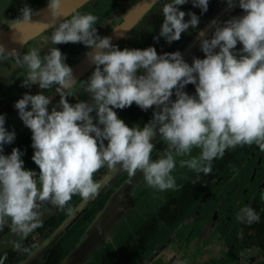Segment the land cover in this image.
Returning a JSON list of instances; mask_svg holds the SVG:
<instances>
[{"label":"flooded vegetation","instance_id":"flooded-vegetation-1","mask_svg":"<svg viewBox=\"0 0 264 264\" xmlns=\"http://www.w3.org/2000/svg\"><path fill=\"white\" fill-rule=\"evenodd\" d=\"M48 1L0 0V11L1 7L6 6V12L14 11V14L9 16L17 19ZM156 7L159 12L162 10V14L154 17L151 27L136 28L139 21L149 12L153 13ZM49 29L52 28L31 39L44 41L52 35L49 31H53ZM132 29H136L137 41L131 48L123 47L120 56L99 66H95L96 59L85 73L73 81L75 85L84 79V89L81 87L75 92L74 97L78 105L70 115L53 121H41L35 127L22 132L19 140L9 144L6 140L12 136L13 124L29 112L33 113L29 105V100L33 97H29L28 102L25 98L26 109H14L6 123L1 126L0 156L10 146L27 141L28 135L41 125L47 129L49 125L63 120L68 123L62 134L53 139L46 136L48 150L39 163L13 186L0 191V210L20 199L25 210L17 224L0 225L3 230L0 238L24 225L62 195L73 190L72 195L42 224L5 250L12 248L18 251L22 258L30 248L37 245L32 238L34 234L41 238L50 236L70 214L75 211L79 213L86 207L96 194L86 198L95 186L99 174L104 173L123 150L115 149L118 139L128 136L137 128H147L148 140L134 155H139L134 165L123 175L138 167L151 147L153 154L157 153L155 149L162 147L156 162H163L150 168L152 172L145 175L154 178L170 159L195 138L199 143L194 158L199 161V165L194 170H189L185 163L181 162L178 170L171 172L161 186L157 185L148 194L146 190L141 191L135 198L134 207L143 221L137 227L125 231V236L118 241L117 247L107 250H115L122 264H216L222 259L231 264H239L237 258L241 250L257 248L259 259H251L248 264H264V251L254 241L257 232H264V99H260L264 95V82L260 85L244 86L242 91H237L238 97L230 98L208 117L212 104L238 77L241 67L239 54L264 29V0H156L127 32ZM88 37L90 39L85 44ZM31 39L26 40L22 46ZM93 39L92 32L77 35V46L66 47L67 51L76 56L78 51L87 48ZM148 41L149 44L146 45ZM197 46V60L186 70L183 59L187 53L184 56L181 53L187 48L190 51ZM143 49L154 52L147 61H142L140 57ZM178 50H181L179 54L172 58L170 51ZM38 51V48H35L34 54ZM21 54L20 50L15 57H0V78L3 75L0 79V91L9 90L10 78L16 81L25 71L24 65L19 67L21 62L16 64ZM101 56L109 55L105 52ZM159 66L164 67L163 71ZM13 73L15 75L12 76ZM122 79L123 82L120 81ZM130 80H135L136 88L128 92L124 82ZM252 89H255V92L249 95ZM139 100L146 103L147 110L135 118V124L130 130L116 129L115 122L122 108L131 105L137 107ZM15 110L17 112L13 114ZM42 110L43 108L35 114L41 113ZM204 114L205 117L202 118ZM198 120L200 123L187 134L186 129ZM164 129L166 131L161 137L145 148ZM98 131H102V140L93 154V136ZM180 136L183 138L182 143L170 151V144ZM58 153L62 155L34 184L2 206L4 198L13 189L22 185L30 173L53 160ZM2 171L4 169L0 167V172ZM182 173L185 175L179 177ZM74 174L77 175L75 181L68 184ZM62 175L64 178L58 183ZM41 183L43 184L39 186ZM38 186L36 195H32ZM107 192L83 210L55 245L60 242L65 252V239L74 233L80 221L87 220L94 211L104 206L103 198ZM194 194L196 195L185 207L183 214L174 223L170 224L163 217L162 213L171 201ZM140 197L142 198L138 206ZM123 200L125 197L118 202L120 207L114 206L110 209L106 221H109L111 213L118 207V210H121L131 204L130 199ZM34 203L38 205L35 211L29 208ZM51 217L59 219L53 231H39ZM101 225L103 232L106 225ZM144 227L148 229L147 242L141 244L139 231ZM25 238H29L34 245L21 244ZM126 243L135 248V253L129 260L124 261L121 246ZM192 244H198L194 250H191ZM166 248L172 250L169 257H165L163 253ZM215 248L217 251L214 254ZM200 250H206L200 256L201 259L198 256ZM186 257L196 262L191 263Z\"/></svg>","mask_w":264,"mask_h":264},{"label":"rangeland","instance_id":"rangeland-1","mask_svg":"<svg viewBox=\"0 0 264 264\" xmlns=\"http://www.w3.org/2000/svg\"><path fill=\"white\" fill-rule=\"evenodd\" d=\"M138 1L139 0H88L82 5H80L77 9H75L66 18H64L56 25L51 27L52 29L49 30L53 32L49 31V33H52L50 37H46L44 41L34 38L27 41L24 44V46H21L22 54L21 57L16 62V64L21 62L19 67L21 68V66L24 65L25 71L22 73L21 78L16 79V81L14 79L11 80L10 78L9 84L11 86L9 90L3 91L1 89L2 91H0V128H2L1 126L6 123L7 118L11 115L14 109L17 110L26 109L25 108L26 103H24L25 98H27V102H28V98L33 97L31 101L29 100V105L31 106L30 108L32 109L33 102L35 103L37 101H40L45 95H47L46 94L47 91L49 90L52 91L57 86V82L61 80L63 74L74 64V62L80 57V55L84 53V51H86V49L90 45L96 43L101 39V37L106 35V33H108V31L112 27L117 25L121 20L125 19L126 15L133 9V7L137 4ZM44 3L45 2H43L42 4ZM5 8L6 6L1 7L0 26L16 20L11 16H9V14L13 15L14 11L7 10L6 12ZM153 10H154L153 13L151 11L148 14H146L135 27L146 28V29L150 28L152 25V20H154V17L162 14L161 13L162 10L159 12L158 11L159 9L157 7ZM84 23H86L84 26L85 28L82 27ZM135 30L136 29H132L129 32L126 31L127 34L125 32L120 36L118 35L119 37L117 36L118 38L114 39L110 44V46L108 47V49L106 50V53L109 56L98 57L95 66H99L100 64H105L110 60L116 59L118 56H120L121 49L123 47L131 48L134 45V43L137 41L136 39L137 35L135 34ZM55 32L57 33L55 36H53ZM88 32H92L94 34V39L90 42L87 48L78 51V54L76 56L73 55L70 51H67L66 47L77 46L75 40V37L77 35L80 34L85 35V33ZM148 44L149 41L146 43V45ZM35 48H38L39 51L38 53L34 54ZM181 50H178L176 52L170 51L172 53L171 57L173 58L174 56L178 55ZM153 53H154L153 51L143 49L141 50L140 57L142 61H147L148 59H150ZM198 53H199V46L187 52V56H185L183 59L186 70H189L190 66L194 65L193 62L197 60ZM1 57H5V55ZM257 57L258 56H256L255 58ZM159 68L161 71H163L164 67L159 66ZM239 71H241V69ZM13 75L15 74L13 73L12 76ZM2 76L0 79H2ZM120 81L123 82L124 80L122 79ZM124 83L127 84L128 92L133 91V89L136 88L135 80H130L128 82L126 81ZM72 85H74V82L70 85L68 89L62 92L54 101H52L49 105L44 107L42 112L36 115L37 118L35 119V121L33 120L26 126L23 125V127L19 126L18 128L21 127L20 129L17 130L15 128L12 129L13 130V133L11 134L12 136L7 138L6 140L8 141L7 143L10 144L16 142L17 140L20 139L22 132L24 133L30 128L35 127L41 121L44 120L53 121L59 119L60 117L70 115L78 105V102L75 99L74 95L75 92L84 85V79H82V82L78 81L77 83H75L73 87ZM254 92L255 89L254 90L252 89L249 95L253 94ZM236 108L237 110L239 109L238 106ZM17 110H15L13 114H16ZM30 110H27V112ZM19 121L20 119L17 120L13 125H15ZM147 131H148L147 128L144 129L137 128L133 130L132 133L129 134L128 136H123L118 139V142H116L115 145V149L116 151H119L120 148L123 149L122 152L118 154L120 156L112 161V163L105 170L104 173L99 174L95 186L93 187L92 191L88 194L86 198L92 197L93 194H95L96 191H98V189L106 182V180H108L111 177L112 174H114L116 170L123 167L134 155H136V153L139 150L142 149L144 142L148 140ZM195 139L187 143L186 146H184V148L177 155H175L172 159H170L165 164V167L161 171H159V174L157 173L158 175H156L154 178H150L148 176L145 177V175H147V171H149L154 161H156L158 154L162 151L163 148L161 147L158 150L155 149L157 153L155 152L153 154L151 152L153 147H151V150L149 149V152L147 151L144 154L145 156L146 155L147 156L143 161L139 163L138 167H136L130 173H128L129 172L128 171L126 173L127 175L125 174L126 176L123 175L117 181L116 185L107 192L105 198H103V200H105L104 204L109 200V198L113 195V193L124 182H126L127 179H129L134 174H137L134 187L139 183L142 184L143 183L142 180H144L143 184L150 182L148 185L146 184L147 187L145 189L142 188L144 187L143 185L141 187L143 190H146V193L148 194L157 185L161 186L163 183H165L166 179L170 176V173L171 172L174 173L178 170L177 168L179 167L181 162H184L185 166L189 170H194L195 168H197V166L199 165V161L195 160L194 153L198 148L199 140L196 141ZM6 141L4 143H6ZM180 175L184 176L185 174L182 173L179 174L178 176L180 177ZM76 177L77 175L74 174V178H71L68 184L72 183L73 180L75 181ZM45 181L46 180H44V182ZM42 184L43 183L39 184V186H41ZM39 186L32 192V195H36ZM140 189L136 193L137 195L135 198H137L138 194H140L141 191H143L142 189L141 190ZM141 198L142 197H140L137 202L138 206L141 201ZM22 203L23 201H21L20 199L19 201L8 205L5 209L0 210V225L5 226L7 224H11V225L17 224L22 219L23 213L25 211ZM29 208L34 209L35 211L38 209V205L34 203ZM100 210L101 209L94 211L91 217L88 218L87 220L80 221L81 223L76 227L74 233L65 239L63 244L65 248V255L69 253V251L73 249L78 244V242L84 237L91 222L93 221V219L96 217L97 213ZM137 211L138 210L133 205L126 219L120 224L118 228L115 229V232L112 234L111 239L109 238V240H107V243L101 252L109 248L117 247L118 241L125 236L124 234L125 231L129 230L130 228L133 229L137 227L143 221L142 216H140ZM136 214L139 216H137ZM49 237L50 236L46 238H41L39 235L34 234L32 238L37 243V245L35 247L30 248L28 253L23 255L22 258L18 261V263L22 261L24 258H26V256L31 252H33L37 247H40L42 250L41 258L39 259L41 260L42 255L44 254V251L47 248V244L50 242ZM197 245L198 244L190 245L191 250H194L195 247H197ZM205 251L206 250L198 251L199 259L202 258L200 256H202ZM216 251L217 250L215 248L214 254L216 253ZM101 252L97 253V256H95L88 264H94L98 260L97 257ZM163 253L165 257H169L172 254V250L170 248H166L163 251ZM256 258L259 259V250L257 248H251L247 250L243 249L239 253V257L237 258V263L248 264L251 259H256ZM186 259L188 261L191 260V263L196 262L193 259H189V257H186ZM40 262L38 261L36 264H39ZM187 263L188 262H185V264ZM226 263L231 264L229 263L228 260L227 262H225V260L223 259L217 261L216 264H226Z\"/></svg>","mask_w":264,"mask_h":264},{"label":"water","instance_id":"water-1","mask_svg":"<svg viewBox=\"0 0 264 264\" xmlns=\"http://www.w3.org/2000/svg\"><path fill=\"white\" fill-rule=\"evenodd\" d=\"M86 0H50L45 2L44 4H40L33 8L30 12H26L22 17L14 20L13 22H9L8 24L0 26V57L5 55L13 57L15 53H19L21 50V46L23 43L31 39L35 36L41 34L44 30L54 26L61 19L67 16L71 11H73L80 4L85 2ZM156 0H139L137 4L133 7V9L126 15L125 19L121 20L117 25L112 27L106 35L101 37L99 41L90 45L84 53L80 55V57L74 62V64L63 74L60 82V87H57L52 95H50V99L45 103L46 107L52 101H54L62 92L70 87V84L77 79L80 75L86 72V70L92 66V64L96 61L98 57L106 52L110 44L114 39H117L120 35L125 33L128 29H130L135 22L142 16V14L150 7L152 3ZM119 35V36H118ZM118 36V37H117ZM264 29L257 36L253 38L250 42L251 46L256 44L252 51L248 52L245 56H243L240 61V69L241 71L238 74L237 79L218 97V99L212 104L209 110L210 117L212 113H214L219 107L222 106L223 103L228 101L230 98L238 97L236 96L237 91H242L246 86L257 84L260 85L264 82ZM263 39L261 42L259 40ZM258 42V43H257ZM249 43V44H250ZM193 45V44H192ZM187 48L181 54L184 56L188 52ZM242 54V53H240ZM258 56L257 58H255ZM239 57V56H238ZM245 86V87H244ZM43 107V108H44ZM208 114V112H206ZM205 113V114H206ZM202 116V118L205 117ZM36 118V114L28 113V115L24 116L12 126V129L23 126L30 122L31 120ZM200 120L194 122V124L188 127L186 133L193 130L196 125H198ZM167 129V128H166ZM164 129L159 133L151 143L147 144L145 148H147L150 144H153L156 140H158L161 135L166 131ZM183 138L180 136L178 139L173 141L169 148L170 151L177 148L181 143ZM185 139V138H184ZM182 140V141H181ZM145 148L143 150H145ZM67 149V147L65 148ZM170 151L168 153H170ZM62 155V153H58L55 155L53 160H50L47 163L36 168L32 173L28 175L25 182L13 189L3 200V205L7 204L11 200H13L19 193L24 191L27 187L34 184L40 176L45 172L46 169L58 158ZM132 157L123 167L116 170L111 177L106 180V182L96 191V194L91 198V202L86 204V207L101 198L112 186L115 185L117 180L130 168L134 165L136 158ZM163 161H154L152 167H157ZM152 172L151 169L147 171V173ZM137 174L132 175L126 182H124L109 198V200L104 204L101 210L97 213L96 217L91 222L88 230L86 231L84 237L78 242V244L67 253L58 264H88L97 253L101 252L105 247L107 240L111 239L112 234L115 232V229L120 226V224L126 219L128 213L132 209L134 205V200L136 197V193L142 187L145 189L147 185L150 183H144L142 180V184H138L134 187L136 182ZM64 178L62 175L58 179V183L61 182ZM147 180V179H146ZM145 180V181H146ZM152 180V179H151ZM141 188V189H142ZM140 189V190H141ZM142 189V190H143ZM73 193V190L62 195L60 199L53 202L49 207L45 210L37 214L35 217L30 219L24 225L17 227L4 236L0 238V252L9 248L13 243L20 240L21 238L29 235L33 230L37 228L40 224H42L53 212L62 205ZM125 197L126 199H130V205L124 207L121 210H118L119 200ZM123 200V201H125ZM114 206H119L116 210H114L110 217L109 221H106L108 217V213L110 209ZM80 210L79 213L73 212L70 214L51 234H50V243L48 247L45 249L44 254L42 255V259L44 260L48 251L55 245L58 239L71 227V225L80 217L83 210ZM122 207V206H121ZM106 225L105 230L102 232L101 224ZM42 250L40 247H37L33 252L28 254L26 258L20 261L18 264H36L41 258ZM16 264V263H15Z\"/></svg>","mask_w":264,"mask_h":264},{"label":"trees","instance_id":"trees-1","mask_svg":"<svg viewBox=\"0 0 264 264\" xmlns=\"http://www.w3.org/2000/svg\"><path fill=\"white\" fill-rule=\"evenodd\" d=\"M85 44L89 41L90 37L86 38ZM264 99V95L260 98ZM135 108H137L135 110ZM144 110H147V105L144 101L139 100L137 107L135 105L124 106L121 112L117 115L115 122L116 129H122V131L130 130L135 124V118L141 114ZM68 123L66 121H60L49 125L47 129L41 125L35 131L28 135L27 141L18 142L10 148L6 149L0 156V167L4 171L0 172V191L6 190L8 187L13 186L18 180L29 173L38 163L39 160L46 154L48 148L46 143V136L55 138L59 134L65 131ZM101 133L98 131L94 133L93 142L94 146L91 152L94 154L95 149L101 144ZM203 179H201L202 181ZM194 195H185L180 199H176L165 207V212L162 213L163 217L170 223H174L183 214L185 207L193 199ZM59 219L55 217L49 218L38 230L47 229L48 233L53 231ZM3 230L0 229V235ZM140 243L147 242L148 229L146 227L139 231ZM257 245L264 251V232L256 234L254 239ZM22 243L27 245H34L30 242L29 238H25ZM123 254V260L127 261L135 253V248L128 243L121 246ZM65 252L60 242L54 245L51 250L48 251L44 261L41 264H58L63 258ZM21 258V254L13 250L12 248L0 252V264H15ZM98 260L94 264H122V260L117 255V252L113 249L105 250L97 257Z\"/></svg>","mask_w":264,"mask_h":264},{"label":"bare ground","instance_id":"bare-ground-1","mask_svg":"<svg viewBox=\"0 0 264 264\" xmlns=\"http://www.w3.org/2000/svg\"><path fill=\"white\" fill-rule=\"evenodd\" d=\"M264 39V38H263ZM263 39L259 40V42H261ZM258 43V42H257ZM256 44H254L253 46H251V44L244 48V50L241 52L242 54H239V60L245 56L248 52L252 51V49L254 48ZM18 53H15L14 57L17 55ZM10 56V55H9ZM61 85V82H57V86L51 91H47V95H45L40 101H37V102H33L32 104V111H33V114L37 113L40 109H42L44 106H45V103L51 98L50 95L53 94V92L55 91V89L57 87H60ZM56 92V91H55ZM238 94V93H237ZM50 97V98H49Z\"/></svg>","mask_w":264,"mask_h":264}]
</instances>
